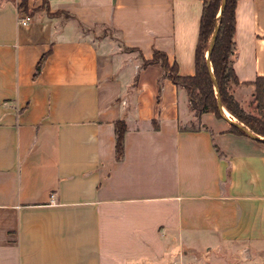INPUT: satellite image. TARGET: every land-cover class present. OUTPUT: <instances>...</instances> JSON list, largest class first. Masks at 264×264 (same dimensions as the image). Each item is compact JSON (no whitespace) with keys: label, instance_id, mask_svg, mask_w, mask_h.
<instances>
[{"label":"crops","instance_id":"0c3cea01","mask_svg":"<svg viewBox=\"0 0 264 264\" xmlns=\"http://www.w3.org/2000/svg\"><path fill=\"white\" fill-rule=\"evenodd\" d=\"M20 3L0 0V264H264V142L145 64L194 75L203 0ZM233 42L244 106L264 0H237Z\"/></svg>","mask_w":264,"mask_h":264},{"label":"trees","instance_id":"16d2710c","mask_svg":"<svg viewBox=\"0 0 264 264\" xmlns=\"http://www.w3.org/2000/svg\"><path fill=\"white\" fill-rule=\"evenodd\" d=\"M20 6H25L26 0H20ZM237 0H225V8L220 20L217 14L221 5V0H203L202 14L199 24L198 40L195 49V73L190 77H180L177 74L176 66H168L164 54L154 52L150 63L160 61L162 68L168 73L171 82L182 87L188 96L190 109L196 117L205 113L214 114L220 117L217 98H219L225 112L233 116L237 121L244 125L253 134L264 138V114L260 118L247 115L242 110L238 102L230 91L231 86H238V80L232 68L231 57L234 53V9ZM218 22L219 30L216 36L213 50L209 61L213 76L216 80V89L210 78V73L206 64V51L214 26ZM43 60L36 67V75L39 73ZM254 98L264 103L263 88L264 80L258 79L254 83ZM264 107V106H263ZM263 109V108H262ZM261 114V113H259ZM115 158L120 160L123 154V140L126 126L123 121L115 123ZM234 132L241 133L238 129Z\"/></svg>","mask_w":264,"mask_h":264},{"label":"water","instance_id":"95a60500","mask_svg":"<svg viewBox=\"0 0 264 264\" xmlns=\"http://www.w3.org/2000/svg\"><path fill=\"white\" fill-rule=\"evenodd\" d=\"M224 8H225V0H221V5H220V8H219V12H218L217 17H216L218 21L220 20V17H221L222 12L224 11ZM218 30H219V24L217 22L216 25L214 26L212 35H211L210 40H209L208 48H207V51H206V54H205L206 64H207V67H208V70H209V73H210L211 81H212L215 89H216V80H215V78L213 76L212 69L210 67L209 57H210V54H211V52L213 50ZM217 106H218V111H219L220 117L224 118L233 128L238 129L243 134H245L246 136H248V137H250V138H252L254 140L264 142V138L263 137L259 138V136H257L255 134H253L252 132H250L244 125L240 124L239 122H235V121H232V120L226 118V116L224 114L225 110L222 108V105L220 103L219 98H217Z\"/></svg>","mask_w":264,"mask_h":264},{"label":"rangeland","instance_id":"374dc122","mask_svg":"<svg viewBox=\"0 0 264 264\" xmlns=\"http://www.w3.org/2000/svg\"><path fill=\"white\" fill-rule=\"evenodd\" d=\"M233 89H234V86H231L230 87V91H232ZM263 106H264V103L261 100L260 101L259 100H256L254 98V95H253V97L251 99H249L248 101H246V103H245L244 106H241L240 105V107L245 112V114L251 115V116H254V117H257V118H260V116L264 114V107ZM259 113H261V114H259ZM225 115L228 118H231V119L237 121V119H235L233 116H231L228 112Z\"/></svg>","mask_w":264,"mask_h":264},{"label":"built area","instance_id":"2783aa9c","mask_svg":"<svg viewBox=\"0 0 264 264\" xmlns=\"http://www.w3.org/2000/svg\"><path fill=\"white\" fill-rule=\"evenodd\" d=\"M31 20L32 19L30 16L22 15L17 19V24L24 27L27 26L31 22Z\"/></svg>","mask_w":264,"mask_h":264},{"label":"bare ground","instance_id":"6f19581e","mask_svg":"<svg viewBox=\"0 0 264 264\" xmlns=\"http://www.w3.org/2000/svg\"><path fill=\"white\" fill-rule=\"evenodd\" d=\"M224 114H226V112L224 111ZM226 116V115H225Z\"/></svg>","mask_w":264,"mask_h":264}]
</instances>
